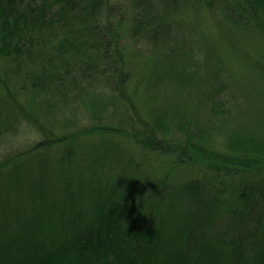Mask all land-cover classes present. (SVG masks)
<instances>
[{
    "label": "trees",
    "instance_id": "1",
    "mask_svg": "<svg viewBox=\"0 0 264 264\" xmlns=\"http://www.w3.org/2000/svg\"><path fill=\"white\" fill-rule=\"evenodd\" d=\"M0 58V264H264V0H0Z\"/></svg>",
    "mask_w": 264,
    "mask_h": 264
},
{
    "label": "rangeland",
    "instance_id": "2",
    "mask_svg": "<svg viewBox=\"0 0 264 264\" xmlns=\"http://www.w3.org/2000/svg\"><path fill=\"white\" fill-rule=\"evenodd\" d=\"M204 12H199L196 16H192L194 18L191 19V23L194 24L195 26H197L199 33L201 34V29L203 28L201 26L202 24V19H204L205 17L203 16ZM207 30L206 31H213L214 28L211 26L212 20L207 19ZM217 34L216 32L214 33V41H217ZM216 38V39H215ZM139 57V56H138ZM6 59L4 58H0V75L2 74L4 67L6 65ZM246 72H238V74L236 75V77H238V81L240 83H242V78H244ZM167 83H165L163 85V87H165L166 91L168 90V93L165 94V96L160 95L157 99L159 101H155V106H160V107H168V103L167 101H170L171 98H167L168 94L171 92V90H173L174 88H179L182 86H176L172 83L171 80H166ZM254 81V80H251ZM181 82H178V84H180ZM258 84V83H257ZM245 86V84H242ZM245 93H243L241 90H237L234 89L232 92L228 91V93H226L223 96V99L226 101V108L228 109L230 105V103H242L243 102V98ZM1 93H0V105L3 106L2 102H1ZM29 98V97H27ZM26 98V99H27ZM178 99H180L177 96ZM24 100V99H23ZM180 101V100H179ZM230 101V103H228ZM174 102V101H173ZM170 102V103H173ZM181 103L183 104L184 101H181ZM175 104V103H173ZM37 108V107H36ZM1 112V110H0ZM48 112L47 108H43V107H38L37 109H34L33 113L36 114V116L39 114L40 116L41 113H45ZM49 122L48 124L51 126V124H57L58 121H60L62 118V113L58 114L57 112H55L53 109L50 112L49 110ZM59 124V123H58ZM80 127V126H79ZM224 127V132L226 134V139L229 138H234L236 136L238 137H242L245 139H254L256 142H259L261 140H263L264 138V112H262L261 110H255V109H251V107H247L246 109L244 108V110L242 112H240L238 115L235 116L234 119H232L230 122L226 123L225 125H223ZM12 139V138H11ZM10 138L7 139L5 142H1L0 144V156L2 157V159L5 157L6 154L11 153L14 149H27L28 147H30L33 143L39 141L41 139V137L35 133V132H30L28 130H26V128L23 130H21L19 132V134L17 135V137H14L12 140ZM224 140V141H225ZM87 142V141H86ZM94 142L98 143L99 142V137L94 139ZM132 147V146H131ZM135 154H140L138 151L135 150L134 152ZM139 162L142 165H145L147 167H166L169 168V165L164 163V160L158 156V155H154V154H149V153H141L140 157H139ZM167 165V166H166ZM195 169V168H194ZM193 169V170H194ZM180 172L182 173V175L180 174ZM180 180H183V177L188 176V170L186 169H180ZM178 174V176H179ZM195 171H193V173H191V175H194ZM183 176V177H182ZM199 177V174H198ZM178 179V178H177Z\"/></svg>",
    "mask_w": 264,
    "mask_h": 264
},
{
    "label": "clouds",
    "instance_id": "3",
    "mask_svg": "<svg viewBox=\"0 0 264 264\" xmlns=\"http://www.w3.org/2000/svg\"><path fill=\"white\" fill-rule=\"evenodd\" d=\"M125 226H127V225L125 224Z\"/></svg>",
    "mask_w": 264,
    "mask_h": 264
}]
</instances>
